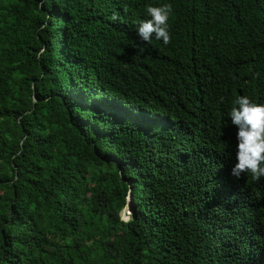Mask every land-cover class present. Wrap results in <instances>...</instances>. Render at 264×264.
Instances as JSON below:
<instances>
[{
  "label": "trees",
  "instance_id": "16d2710c",
  "mask_svg": "<svg viewBox=\"0 0 264 264\" xmlns=\"http://www.w3.org/2000/svg\"><path fill=\"white\" fill-rule=\"evenodd\" d=\"M239 96L264 104V0H0V264H264Z\"/></svg>",
  "mask_w": 264,
  "mask_h": 264
},
{
  "label": "clouds",
  "instance_id": "9594fccd",
  "mask_svg": "<svg viewBox=\"0 0 264 264\" xmlns=\"http://www.w3.org/2000/svg\"><path fill=\"white\" fill-rule=\"evenodd\" d=\"M172 11L171 4L148 6L150 19L140 23L139 37L149 43L155 37L165 45L169 44V18ZM233 104L235 106L231 108L229 115L238 128V144L236 163L231 169V175L239 179L243 174L251 173L253 180H259L264 177V104L253 102L248 96L237 97Z\"/></svg>",
  "mask_w": 264,
  "mask_h": 264
},
{
  "label": "rangeland",
  "instance_id": "374dc122",
  "mask_svg": "<svg viewBox=\"0 0 264 264\" xmlns=\"http://www.w3.org/2000/svg\"><path fill=\"white\" fill-rule=\"evenodd\" d=\"M130 215V210L128 206L126 205L121 211H120V217L123 219H127Z\"/></svg>",
  "mask_w": 264,
  "mask_h": 264
},
{
  "label": "water",
  "instance_id": "95a60500",
  "mask_svg": "<svg viewBox=\"0 0 264 264\" xmlns=\"http://www.w3.org/2000/svg\"><path fill=\"white\" fill-rule=\"evenodd\" d=\"M130 198H131V197H130V195H129V196H128L129 202H130ZM127 206H128V208H129V203H127Z\"/></svg>",
  "mask_w": 264,
  "mask_h": 264
}]
</instances>
